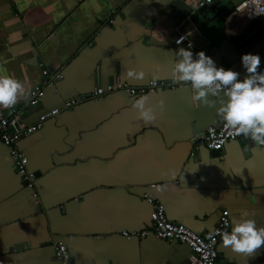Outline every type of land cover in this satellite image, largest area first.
Returning <instances> with one entry per match:
<instances>
[{"label": "crops", "instance_id": "1", "mask_svg": "<svg viewBox=\"0 0 264 264\" xmlns=\"http://www.w3.org/2000/svg\"><path fill=\"white\" fill-rule=\"evenodd\" d=\"M171 1L0 0V74L19 79L27 91L4 112L19 109L34 123L60 109L18 141L36 174L38 198L0 141V264H60L54 239L65 243L76 264H189L193 254L186 244L122 235L149 227L148 193L164 203L171 220L200 234L222 215L231 221L242 210L264 226V148L244 136L219 149L196 148L206 128L222 120L193 101L186 82L173 78V53L188 46L175 44L182 16L169 9ZM241 1L214 0L192 10L184 28L194 54L204 50L218 66L243 75L241 54L258 53L264 63V20L236 44L238 61L219 55L221 42L241 36L251 22L236 12ZM129 68L143 69L144 78L127 77ZM44 69L52 85L31 101ZM154 73L178 85L146 93L156 113L151 122L132 107L139 95L124 89L91 95L108 84L145 86ZM81 96L78 105L64 107ZM263 263L264 246L237 253L219 239L218 264Z\"/></svg>", "mask_w": 264, "mask_h": 264}, {"label": "clouds", "instance_id": "2", "mask_svg": "<svg viewBox=\"0 0 264 264\" xmlns=\"http://www.w3.org/2000/svg\"><path fill=\"white\" fill-rule=\"evenodd\" d=\"M251 13L264 15V7L254 6ZM158 33L152 31V37L158 39ZM173 55L176 57L173 78L190 86L193 101L212 108L226 128L264 148V68H260V55L252 52L241 54L243 75L239 70L218 66L204 50L194 54L190 47H179ZM126 75L140 80L145 72L129 68ZM155 79L154 73L153 83ZM26 96L23 82L10 74H0V107L9 108ZM148 101L149 97L141 94L132 102L137 117L145 122L156 118ZM160 104L163 106V101ZM224 224L229 225V221L225 220ZM217 234L224 247L237 253L250 254L264 246V226L258 225L246 210H242L240 216L231 218L230 230L218 231Z\"/></svg>", "mask_w": 264, "mask_h": 264}, {"label": "built area", "instance_id": "3", "mask_svg": "<svg viewBox=\"0 0 264 264\" xmlns=\"http://www.w3.org/2000/svg\"><path fill=\"white\" fill-rule=\"evenodd\" d=\"M184 2L191 8L197 10L200 7L209 5L214 0H184ZM264 7V0H242L236 8L244 20L247 22L255 19L264 20V15H253L251 12L253 7ZM191 22L190 17L184 18L176 26V45L185 44L193 49L194 42L189 37L190 31L185 29L184 24ZM264 68V63L260 65ZM260 69L258 68V71ZM52 75L47 69L43 70V78L34 85L30 93V100H41L44 96L45 89L52 85ZM177 82L167 81L165 79H152L145 86L134 87L128 84H108L106 87H96L91 94L93 97H100L105 94L115 92L117 90H127L131 95L146 94L149 91L157 89L176 88ZM85 99V96L74 97L64 102V107L70 108L78 105ZM60 112L59 108H55L42 113L34 123H27L22 117V111L19 109L13 110L12 115H6L3 108L0 107V141L8 146L13 154V161L16 171L21 175L26 183V186L32 190V196L38 198V192L35 188L36 174L29 170L27 166V157L19 149L18 141L24 135L32 134L40 130L44 123L56 116ZM243 135H236L231 129L224 126L223 122L220 125H210L206 128L204 134L200 139V144L209 150L222 148L227 142L235 140ZM155 185L152 184L151 187ZM145 200L151 205L150 224L148 228L143 230L123 231L122 235L126 238H144L150 234L157 238L171 241H178L190 247L193 257L189 264H218V244L220 236L218 231L229 230L231 226L230 218L227 215H222L218 224L210 231L200 234L187 227L183 223L171 220L166 213L164 203L152 193L145 195ZM228 220L229 225H225L224 221ZM55 254L58 257L60 264H76L69 261V253L67 246L61 240L54 239ZM95 264V263H88ZM264 264V263H263Z\"/></svg>", "mask_w": 264, "mask_h": 264}, {"label": "water", "instance_id": "4", "mask_svg": "<svg viewBox=\"0 0 264 264\" xmlns=\"http://www.w3.org/2000/svg\"><path fill=\"white\" fill-rule=\"evenodd\" d=\"M169 9L172 12H175L182 16V20L186 17H190V14L192 12L191 8L184 2V0H173L169 4ZM234 8L226 11L224 13L225 16H228ZM181 20V21H182ZM261 22L260 19H255L251 21L245 28L244 33L241 36H238L236 38L234 37H226L222 42L221 45L219 46V55L224 57L229 63H234L238 61L239 59V54L235 50L236 44L241 40V38L244 35H247L251 33L257 24Z\"/></svg>", "mask_w": 264, "mask_h": 264}]
</instances>
